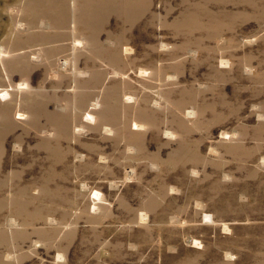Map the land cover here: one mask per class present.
<instances>
[{"label":"rangeland","instance_id":"374dc122","mask_svg":"<svg viewBox=\"0 0 264 264\" xmlns=\"http://www.w3.org/2000/svg\"><path fill=\"white\" fill-rule=\"evenodd\" d=\"M0 264H264V0H0Z\"/></svg>","mask_w":264,"mask_h":264}]
</instances>
